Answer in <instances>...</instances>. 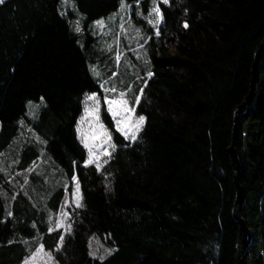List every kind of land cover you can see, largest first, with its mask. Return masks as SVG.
Segmentation results:
<instances>
[{
	"label": "trees",
	"instance_id": "obj_1",
	"mask_svg": "<svg viewBox=\"0 0 264 264\" xmlns=\"http://www.w3.org/2000/svg\"><path fill=\"white\" fill-rule=\"evenodd\" d=\"M126 2L130 18L145 30L138 46L147 57L122 89L131 86L134 96L143 88L135 114L146 121L137 141H125L102 108L117 150L100 172L83 166L87 153L75 125L84 94L100 93V81L114 73L115 47L105 52L93 23L118 12L119 0L0 5V264H22L41 243L57 264H236L239 230L227 150L264 41V0H169L159 5V36L136 15L137 0ZM150 6L141 0L144 17ZM29 101L39 105L35 118ZM235 146L242 216L252 233L245 260L264 264V50ZM74 171L83 206L57 251L64 230L49 233L48 217L58 213ZM92 235L113 247L105 259L89 254Z\"/></svg>",
	"mask_w": 264,
	"mask_h": 264
},
{
	"label": "snow or ice",
	"instance_id": "obj_2",
	"mask_svg": "<svg viewBox=\"0 0 264 264\" xmlns=\"http://www.w3.org/2000/svg\"><path fill=\"white\" fill-rule=\"evenodd\" d=\"M5 0H0V5L4 4ZM62 3H67V0H62ZM141 0H137L136 15L142 19L146 20V23L151 26L152 29H155V35L159 36V27L163 23V13L161 11L160 4L168 5L169 0H151V6L148 9L147 17H144L142 10H140ZM73 9L75 10V5L73 4ZM131 5H129L126 0H119V10L117 13H113L108 19L114 21L119 18L121 31H124L125 20L128 21V24H131V18L129 11ZM94 24L99 28L103 29L106 26V22L103 19L94 21ZM188 27L187 23L184 25ZM133 31L139 32V29H136L132 25ZM80 21L79 19L75 22L74 31L79 33L81 32ZM107 34V33H105ZM146 44L147 41L145 40ZM143 48V44L140 45ZM116 61H120V53L117 52ZM89 70L93 72L95 77H99L100 73L96 71V66L89 65ZM113 75H116L113 73ZM153 73L151 71L147 72V76L151 77ZM146 83V81H145ZM110 81H100V88L105 93L103 100L97 95V92L85 93L84 98L81 101L83 105V112L76 121L75 131L77 138L83 148L86 150V157L83 159V166L88 167L94 165L97 172H100L105 164L109 162L112 154L117 150V145L113 143V133L109 130L108 127L102 122L101 112L102 105H106L107 113L111 117V124L114 126L115 132L119 133L125 141L135 142L139 139V134L142 132L146 117L144 115H136V105L140 104L142 101L143 88H141V95H134L128 97L125 90H119L115 83ZM131 86L128 87L127 92H131ZM134 100V103L132 101ZM131 104V106H130ZM46 106V105H45ZM28 107L30 109V115L35 118V109L39 108V105H33L32 101L28 102ZM23 124V120L20 122ZM39 140V137H37ZM46 143V141H45ZM129 145H125L128 147ZM2 155V154H0ZM74 169L77 166V162H73ZM0 171H4L3 168H0ZM27 182V181H26ZM72 185L71 190V203L75 205L76 208L82 207V194L80 190L79 181L75 171L71 176V181H66L64 183L65 188V202L69 200L68 197V188ZM108 185H106V188ZM65 205H61V209L58 214H49L47 229L49 233H52L56 229H64V232L60 234L59 241L57 242L56 250L59 251L62 248L65 235L71 231V224L68 222L69 214L64 210ZM13 213L11 210L6 208V217H12ZM35 227V224H33ZM37 233V237H39ZM34 237L33 239H36ZM26 246H29V241H23ZM9 244L13 241H8ZM112 250H109V254ZM90 255H94L92 252ZM103 259V257H100ZM22 264H54V258L51 252L46 251L44 245L38 244L35 246L34 250L29 249V253L24 257Z\"/></svg>",
	"mask_w": 264,
	"mask_h": 264
},
{
	"label": "rangeland",
	"instance_id": "obj_3",
	"mask_svg": "<svg viewBox=\"0 0 264 264\" xmlns=\"http://www.w3.org/2000/svg\"><path fill=\"white\" fill-rule=\"evenodd\" d=\"M109 17L103 19L106 22V26L103 29L99 28L93 23V26L97 30L96 39L100 40V44L102 43L101 46L104 47L105 52L110 54L113 47H115L114 73L116 75L112 74V76H110L109 78L103 79L101 81H110V84L108 86H110L111 83H115L119 90H123L122 87L126 83H128L130 78L132 77L136 78L140 74L141 70L144 68V63L146 62V57H147L146 50L145 48H141L138 45L143 39L145 30L141 28L142 23L137 22L136 19L132 17L131 24H128L127 20L125 21V28L124 31L122 32L119 18L117 17V19H115L114 21H110L108 19ZM132 25H134L135 28L139 29L140 31L139 32L133 31ZM147 26L151 27L148 24ZM131 46H135V47L130 51H127L128 49H130ZM117 52L120 53L119 62L116 61ZM127 89L125 90L126 95L128 97H132L133 91L127 92ZM100 90L101 92L98 93L97 95L101 98V100H103L105 93L101 88ZM132 103H134V100L132 101ZM102 108H104L107 112L106 105H102ZM105 184L106 185L108 184L107 181H105ZM68 197H69L68 202L66 203L64 199L62 205H65L64 210L69 214L68 222L71 224L72 219L74 218L75 215L76 207L73 203H71V191L69 192ZM109 250H112L110 252L111 254L113 252V247L106 241L104 237L97 235H92L89 237V251L94 254L91 255L93 258L100 259V257H103V259H105L107 256L110 255ZM54 264H57L55 258H54Z\"/></svg>",
	"mask_w": 264,
	"mask_h": 264
},
{
	"label": "water",
	"instance_id": "obj_4",
	"mask_svg": "<svg viewBox=\"0 0 264 264\" xmlns=\"http://www.w3.org/2000/svg\"><path fill=\"white\" fill-rule=\"evenodd\" d=\"M263 50H264V41L261 43L259 49L256 51L254 56L249 92L245 97V99L243 100L242 104L235 109L234 122L232 128V141L227 150L231 159V166L233 172V185L235 189V200L233 203L231 214L233 219L237 223L239 230L237 243H236V264H246L245 254L248 248L250 247L252 241V233L250 229L247 227V224L242 216V210L245 199H244V190L240 183L241 164L235 146L236 134L240 121L248 113L250 108V104L252 100V92L255 84L256 66ZM243 108H245V111L241 113V110Z\"/></svg>",
	"mask_w": 264,
	"mask_h": 264
}]
</instances>
